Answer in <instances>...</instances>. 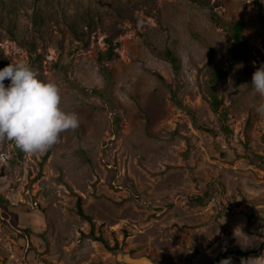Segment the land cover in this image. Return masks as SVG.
<instances>
[{
  "label": "rangeland",
  "instance_id": "rangeland-1",
  "mask_svg": "<svg viewBox=\"0 0 264 264\" xmlns=\"http://www.w3.org/2000/svg\"><path fill=\"white\" fill-rule=\"evenodd\" d=\"M76 1L92 16L88 46L56 0H0L25 8L19 35L32 43L14 39L0 15L3 59L59 83L62 108L79 116L46 158L49 149L26 153L0 140V264H125L120 252L191 264L213 249L220 214L253 215L264 206V169L249 156H264V114L255 110L264 97L249 70L264 64V0H121L136 23L121 18L113 0ZM95 2L102 15L90 7ZM234 22L244 23L237 63L227 29ZM113 26L119 31L111 34ZM6 41L10 49L1 46ZM223 68L228 74L214 87L229 107V135L208 102L212 74ZM213 182L221 187L210 203L188 204Z\"/></svg>",
  "mask_w": 264,
  "mask_h": 264
},
{
  "label": "clouds",
  "instance_id": "clouds-1",
  "mask_svg": "<svg viewBox=\"0 0 264 264\" xmlns=\"http://www.w3.org/2000/svg\"><path fill=\"white\" fill-rule=\"evenodd\" d=\"M9 83H5V81ZM251 86L264 97V64L253 73ZM59 83L44 80L29 63L11 61L0 68V140H10L26 153H42L56 144L61 133L79 126V116L65 111ZM255 110L264 114V103ZM244 224L233 229V239L241 249L264 243V237L250 235ZM220 264H232V257ZM241 264H264V258H241Z\"/></svg>",
  "mask_w": 264,
  "mask_h": 264
},
{
  "label": "trees",
  "instance_id": "trees-1",
  "mask_svg": "<svg viewBox=\"0 0 264 264\" xmlns=\"http://www.w3.org/2000/svg\"><path fill=\"white\" fill-rule=\"evenodd\" d=\"M86 1L87 3H90L91 0H86ZM96 1H98L100 4L102 3L100 0H96ZM195 1H202V0H195ZM109 3L119 12V14L121 15L120 16L121 18H125V19L130 18L135 23L139 20V16L135 15L134 8L127 6L126 2H124L123 4L121 0L120 2L118 0H113V2L111 1ZM255 3L261 5L260 0H255ZM56 4L65 16V19H66L65 24L67 25V27L74 33L76 38H78L79 40H82V42H84L88 46L91 33L94 31L93 21L91 19L92 16H90L89 13L84 14L81 11V7L79 6L80 4L76 0H56ZM96 4L97 2L92 3L90 7L96 13H99L100 15H102L103 10H101L100 6L98 5L96 6ZM25 11L26 10L24 7L22 8V7H17V6H14V7L9 6V8H7L4 5H0V15L5 16L9 20V23L7 24V26L9 30L13 31V38L18 40L19 43L23 45L25 44L28 46L32 43L31 41H26V38H25L26 33L22 34V37H20L19 35L23 31L21 25L23 26L24 25L23 22L26 21V19H24V17L27 16L25 14ZM218 23L222 25V23L220 22ZM85 26L87 27V30H85ZM227 26H228L227 29L230 33V39H231V44H230L231 63H237L239 61L241 44H242V41L244 40V23L234 22V23L227 24ZM115 30L119 31L117 27L113 26L110 33L112 34V31H115ZM16 31L18 34L14 33ZM108 42L110 43L108 55H109V59H112L113 56L116 54V52L114 51V45H113V41L111 37L108 38ZM36 56L40 57L41 54H36ZM165 56L167 57V59H169L174 69L176 71H180L181 69L180 60L175 55V53L172 52L171 49H168L167 52H165ZM3 58H4L3 55L0 54V61H2L4 64H8L7 59L5 60ZM258 67L260 66H256L252 64L250 65L249 70L254 73ZM227 74H228V68L219 69L212 74V82L214 84H212L208 89V102L213 112L217 115V117L221 121L223 131L225 132V134L229 135L233 133V130L230 128L228 124L229 114H230L229 107L225 103L224 99L218 95L214 87L215 82L220 79L225 78ZM194 124L197 128L206 130L210 133H214V130L212 128L206 126L205 124H202L197 119H194ZM244 148L249 151L251 150L249 149L250 147L247 144H245ZM49 153H50V149L47 152L45 158L50 155ZM249 156L251 157L252 161L256 162V164L258 165H261V168L264 169V156L263 155L252 151ZM218 187H221L220 182H217V183L213 182V184L209 183L208 188L204 194L195 195V196H187L188 204L192 207L207 205L208 203H210L212 199L215 198L213 195V192ZM77 208H78V214L86 217L80 198L78 200ZM95 240H100L104 244H106V240L102 237H97L95 238ZM222 257L223 256H219L217 258V261H220Z\"/></svg>",
  "mask_w": 264,
  "mask_h": 264
},
{
  "label": "crops",
  "instance_id": "crops-1",
  "mask_svg": "<svg viewBox=\"0 0 264 264\" xmlns=\"http://www.w3.org/2000/svg\"><path fill=\"white\" fill-rule=\"evenodd\" d=\"M255 214H247L246 212H233V213H222L218 216V228L220 229L219 237L216 242L211 246L210 251H207L202 257L205 258L204 263L199 261V258L193 257L194 261L191 264H220L223 258L232 257V264H241V258L247 257H261L264 258V243L258 246L250 247L247 249H241L233 239V229L243 223L244 230L250 235L254 234L257 237H264V221L261 217L256 216L261 213L264 214V206L260 207L259 210H254ZM252 215V216H251ZM210 249V248H208ZM219 256H223L220 261H217ZM165 264H175V261L171 259L165 262Z\"/></svg>",
  "mask_w": 264,
  "mask_h": 264
},
{
  "label": "water",
  "instance_id": "water-1",
  "mask_svg": "<svg viewBox=\"0 0 264 264\" xmlns=\"http://www.w3.org/2000/svg\"><path fill=\"white\" fill-rule=\"evenodd\" d=\"M28 198L29 195H28ZM117 260L125 264H157L150 256H134L131 253H118Z\"/></svg>",
  "mask_w": 264,
  "mask_h": 264
},
{
  "label": "built area",
  "instance_id": "built-area-1",
  "mask_svg": "<svg viewBox=\"0 0 264 264\" xmlns=\"http://www.w3.org/2000/svg\"><path fill=\"white\" fill-rule=\"evenodd\" d=\"M1 46L3 48L10 49L12 45L9 43V41H6V42H2Z\"/></svg>",
  "mask_w": 264,
  "mask_h": 264
}]
</instances>
